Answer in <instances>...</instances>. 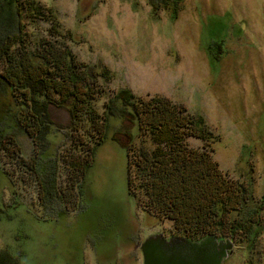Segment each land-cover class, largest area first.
Wrapping results in <instances>:
<instances>
[{"label": "rangeland", "instance_id": "374dc122", "mask_svg": "<svg viewBox=\"0 0 264 264\" xmlns=\"http://www.w3.org/2000/svg\"><path fill=\"white\" fill-rule=\"evenodd\" d=\"M38 1L56 11L61 43L80 63L94 66L90 72L100 92L93 106L100 114L121 89L145 100L182 103L203 116L217 137L212 155L220 169L251 182L256 199H264V0H183L177 19L169 10L155 16L148 0ZM49 28L38 21L28 30L38 40L49 36ZM103 69L110 71L109 80ZM11 101L0 95V127L11 124ZM69 109L50 106L56 132L38 160L43 177L56 166L60 196L47 198L45 208L35 181L25 178L24 189L22 182L0 176V252H9L17 264H143L146 239L178 235L171 220L144 210L129 192L126 134L140 143L137 120L109 118L91 168L72 186L62 157L73 147ZM16 133L30 160L37 153L32 139ZM188 143L204 145L194 138ZM5 167L10 173L15 168ZM233 245L223 264H264V228L253 251Z\"/></svg>", "mask_w": 264, "mask_h": 264}, {"label": "trees", "instance_id": "16d2710c", "mask_svg": "<svg viewBox=\"0 0 264 264\" xmlns=\"http://www.w3.org/2000/svg\"><path fill=\"white\" fill-rule=\"evenodd\" d=\"M182 3L148 0L155 16L160 9L169 10L173 19ZM38 21L50 25L49 36L34 40L28 27ZM61 37L53 8L38 0H0V95L10 96L9 106L15 111L11 124L0 127V176L22 182L24 189L25 178L35 181L38 201L47 208V198L60 196L56 166L51 176L43 177L38 161L53 144L49 138L56 132L50 106L70 108L73 147L62 157L72 186L84 180L91 168L96 149L107 138L109 118L129 115L139 126V144L126 134L128 188L138 204L171 220L180 237L199 241L214 235L253 251L264 228V199H256L251 182L231 179L220 169L212 155L217 137L204 117L190 113L182 103L165 97L145 100L129 89L118 91L100 114L93 106L100 92L90 72L94 66L80 63ZM109 72L103 69L101 74L109 80ZM16 130L34 143L37 153L30 160L23 154ZM190 138L203 142V147L194 148ZM55 156L61 155L56 151ZM10 164L15 167L13 173L5 167ZM0 253V264H17L9 252Z\"/></svg>", "mask_w": 264, "mask_h": 264}, {"label": "water", "instance_id": "95a60500", "mask_svg": "<svg viewBox=\"0 0 264 264\" xmlns=\"http://www.w3.org/2000/svg\"><path fill=\"white\" fill-rule=\"evenodd\" d=\"M233 242L214 235L199 241L162 234L150 236L141 244L143 264H223L233 251Z\"/></svg>", "mask_w": 264, "mask_h": 264}]
</instances>
